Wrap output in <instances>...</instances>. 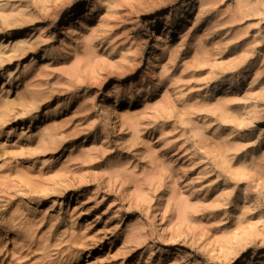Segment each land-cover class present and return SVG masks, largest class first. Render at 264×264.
I'll use <instances>...</instances> for the list:
<instances>
[{"label":"rangeland","instance_id":"1","mask_svg":"<svg viewBox=\"0 0 264 264\" xmlns=\"http://www.w3.org/2000/svg\"><path fill=\"white\" fill-rule=\"evenodd\" d=\"M262 262L264 0H0V264Z\"/></svg>","mask_w":264,"mask_h":264},{"label":"bare ground","instance_id":"2","mask_svg":"<svg viewBox=\"0 0 264 264\" xmlns=\"http://www.w3.org/2000/svg\"><path fill=\"white\" fill-rule=\"evenodd\" d=\"M126 99H129V102L133 101V97L132 96H128V97H126ZM262 263H264V262H262Z\"/></svg>","mask_w":264,"mask_h":264}]
</instances>
